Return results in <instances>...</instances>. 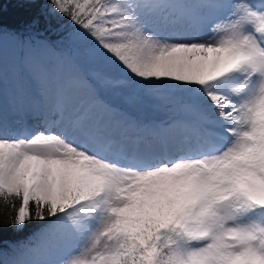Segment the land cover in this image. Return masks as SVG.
<instances>
[{"label":"snow or ice","instance_id":"snow-or-ice-1","mask_svg":"<svg viewBox=\"0 0 264 264\" xmlns=\"http://www.w3.org/2000/svg\"><path fill=\"white\" fill-rule=\"evenodd\" d=\"M45 7L19 29L0 4V264H264V0ZM8 39L32 126L7 119ZM100 85L184 116L139 125Z\"/></svg>","mask_w":264,"mask_h":264},{"label":"rangeland","instance_id":"rangeland-1","mask_svg":"<svg viewBox=\"0 0 264 264\" xmlns=\"http://www.w3.org/2000/svg\"><path fill=\"white\" fill-rule=\"evenodd\" d=\"M18 52L19 50L17 49L16 44L12 40L8 39L5 41L6 65L8 70V83H7L6 93L8 95H11L9 96V98H6L5 100L6 110L7 113L14 112V115L11 118L14 119L16 112L18 110L25 109L26 113L24 115V120L23 121L21 120L20 126H24V125L32 126L34 123L32 121V118L27 114L26 109L28 108V104L32 103L33 101H35L34 104H36L37 102L41 103V101L35 95L36 93H34L35 96H31L30 90L33 87L32 84L25 83L21 85L16 79L15 65L17 59L20 57ZM40 55L44 56L47 59L52 60L53 62H55L57 59L56 53H50V54L40 53ZM90 69L95 70L96 67L93 66ZM100 88L102 89L101 99L105 103L107 104L109 102L114 104L121 103L122 106L120 105L116 107V109L125 112L130 117L132 116V114H136V113L139 114L141 112L140 108H144L143 110L145 111L146 117L148 118L156 117L165 120L166 122H163L162 124L166 126L168 124H171L170 119H172V117L174 116V112H173L174 109H176V111H181L182 118L184 116L181 104L179 102L180 94L174 92L173 90H169V89L154 90L152 96L145 97V96L137 95L135 92L131 90L122 91L119 89L104 88L103 85H100ZM85 92H82V95H85L84 94ZM153 124L156 126H161V124L158 121L152 122V125ZM151 142L158 144L157 141L153 142L152 138H151Z\"/></svg>","mask_w":264,"mask_h":264},{"label":"trees","instance_id":"trees-1","mask_svg":"<svg viewBox=\"0 0 264 264\" xmlns=\"http://www.w3.org/2000/svg\"><path fill=\"white\" fill-rule=\"evenodd\" d=\"M0 4H2L3 8V17L5 22L10 27H16L19 29H24L26 26H28L32 21L34 20H42L44 18H47V9L45 7V0H37V3H28L26 0H0ZM38 31L44 32L43 26L41 25L38 29ZM41 38H47L49 40H56L59 38L58 35L54 34L52 30H49L47 32H44V35ZM20 56V52H18ZM96 71L98 69H95ZM94 69H90V72H95ZM34 93H36L35 86L30 90L31 96H35ZM86 95V92L84 93ZM9 96L6 93V98H9ZM37 96V95H36ZM32 98V97H31ZM32 100V99H31ZM109 105L116 108L118 106H122L121 103L114 104L109 102ZM144 108H140L139 114H132L131 118L137 122V124L141 125L142 122L148 119L145 115ZM174 116L177 117L180 115L179 111H176V109L173 110ZM121 129H116V131ZM31 232V229L28 230V232L25 233V235L29 234Z\"/></svg>","mask_w":264,"mask_h":264},{"label":"bare ground","instance_id":"bare-ground-1","mask_svg":"<svg viewBox=\"0 0 264 264\" xmlns=\"http://www.w3.org/2000/svg\"><path fill=\"white\" fill-rule=\"evenodd\" d=\"M17 123H19V121H17Z\"/></svg>","mask_w":264,"mask_h":264}]
</instances>
